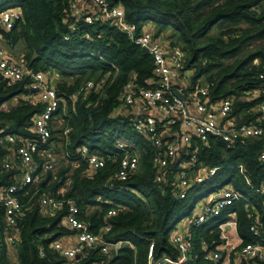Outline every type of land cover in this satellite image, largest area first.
Wrapping results in <instances>:
<instances>
[{
    "label": "trees",
    "instance_id": "obj_1",
    "mask_svg": "<svg viewBox=\"0 0 264 264\" xmlns=\"http://www.w3.org/2000/svg\"><path fill=\"white\" fill-rule=\"evenodd\" d=\"M70 1L0 0V14L10 9L21 12V19L11 30L4 31L0 25L5 46L10 50L20 47L18 55L29 71L54 76L57 94L65 99L54 115L61 116L63 127L54 125L47 143H52L55 154L66 162L57 163L60 166L54 177L49 171L40 185H27L18 193L26 195L20 198L23 205V215L17 220L20 235L13 244L7 241L0 207V264H148L151 243L154 262L163 257L175 262L179 254L170 243V234L183 218L188 196L208 188L205 195L208 197L225 186H232L240 198L215 218L192 227L191 252L183 264H221L222 260L205 261L203 247L214 251L221 245L219 227L230 221L235 222L242 245L258 243L264 248V239L254 238L250 232V227L255 226L264 235V196L256 191L264 181V161L259 159L264 139L251 138L231 145L215 139L205 144L194 142L197 165L222 168L183 200L172 195L171 186L159 188L154 182L150 148L142 155L138 171L126 181L113 177L116 163L110 161L102 170L86 174V164L77 155L82 146L97 155L121 158L112 135L134 134L128 118L115 114L117 98L129 80L139 87H148L153 62L108 24L79 22L77 30L70 32ZM109 1L120 6L125 21L138 32L151 26L154 37L163 34L172 46L178 47L186 68L195 69L196 73L200 69L198 76L213 84L210 89L213 100L234 99L233 114L240 122H253L260 116L257 107L264 102V94L249 101L245 94L264 84V79L259 78L264 75V0ZM101 80V88L89 92L84 100H69V95L82 84ZM26 85L27 79L10 84L0 77V106L9 104L7 110L0 109V191L18 180L16 170L3 167L10 149L5 136L34 140L33 119L43 110L33 98L23 99L29 95ZM64 128L69 130L67 143L62 139ZM74 163L77 167L72 169ZM237 166H242L252 188L238 170L231 168ZM67 181L65 197L75 201L79 218L87 224L88 231L100 235L106 243L124 245L108 255L102 254L98 245L87 250L77 262L68 261L51 247L56 241L73 238L76 232L63 224L65 211L51 213L41 206L39 198L55 194ZM110 209H115V216L106 218ZM105 224L110 225V231L100 233ZM241 259V264H264Z\"/></svg>",
    "mask_w": 264,
    "mask_h": 264
},
{
    "label": "built area",
    "instance_id": "obj_2",
    "mask_svg": "<svg viewBox=\"0 0 264 264\" xmlns=\"http://www.w3.org/2000/svg\"><path fill=\"white\" fill-rule=\"evenodd\" d=\"M69 12L70 32L77 30L79 22L85 25L95 22L108 24L119 30L141 50L145 49L153 62V76L148 82V87H139L129 80L118 95V108L115 114L128 118L129 129L134 134L133 137L123 134L112 135L114 147L121 158L91 153L86 146L77 150V155L86 164L87 175L102 170L110 161L116 163L113 177L126 181L138 171L142 155L150 148L153 154L151 164L155 170L154 182L159 188L171 186L172 195L183 200L195 187L209 181L215 172L222 168L197 165L194 142L205 144L210 139H215L231 145L251 138L264 139V102L257 107L260 116L255 121L240 122L233 114L234 99L226 97L213 100L210 93L213 84L205 82L204 76H198L195 69L186 68L182 51L172 46L163 34L154 37L153 30L146 28L138 32L133 24L125 21L120 6L111 4L109 0H71ZM20 19L19 9L6 10L0 14V25L4 31H9ZM67 39L66 37L65 40ZM21 59L22 57L17 61L12 59L5 50V43L0 34V77L10 84L27 79L26 88L29 95L23 99L33 98L43 106L42 112L33 119L31 131L35 136L34 140L11 134L4 138L10 149L3 167L5 170H16L18 176L16 184L0 191V207L7 228V241L10 244L17 242L20 235L17 220L23 215L21 199L25 197L26 192L22 195L18 193L27 185L34 187L40 185L42 177L57 165L53 145L47 142L51 138L52 127L57 122L54 115L60 104L65 103V99L58 96L53 85L54 76L29 71ZM259 78L263 80L264 75L261 74ZM102 85L103 80L88 81L70 94L69 100L72 102L84 100L89 92L100 89ZM263 94L264 84L247 92L245 98L249 101ZM8 108L9 104L0 106L2 110ZM60 127H63L62 118ZM68 133L69 130L64 128L62 139L65 143L68 142ZM259 159L264 161V150L261 151ZM231 168L238 170L246 185L251 187L242 166ZM66 187L65 184L55 194L39 198L41 206L49 212L65 211L63 224L76 232L72 243L63 244L56 241L51 247L68 261L77 262L85 257L87 250L98 245L102 247L101 253L104 255L124 245L122 242L106 243L100 235L88 231L87 224L79 218L80 212L75 201L65 197L68 190ZM256 191L264 196V181ZM239 198L240 195L232 186H225L218 193H212L204 198L193 219L180 223L170 234V243L179 254L177 260L174 262L163 257L160 261L154 262V244L151 243L147 252L148 264L185 263L191 252L192 227L215 218ZM115 213V209L108 210L106 218L115 216ZM226 226L236 227V224L230 221L219 227L223 242L214 251L203 247L205 261L229 262L232 255H237L239 258L264 262V248L260 244L242 245L230 242L225 234ZM110 229V225L105 224L100 233H107ZM250 232L254 238L264 239V235L262 236L255 226L250 227ZM40 255L43 256L42 251Z\"/></svg>",
    "mask_w": 264,
    "mask_h": 264
},
{
    "label": "rangeland",
    "instance_id": "obj_3",
    "mask_svg": "<svg viewBox=\"0 0 264 264\" xmlns=\"http://www.w3.org/2000/svg\"><path fill=\"white\" fill-rule=\"evenodd\" d=\"M215 32V29L212 31V33H214ZM5 50L7 51V53L10 55V54H13L14 56L12 57V59L14 60V61H17V60H19V52H20V47H16L15 49H13V50H10V49H8L6 46H5ZM55 120L57 121L56 123H55V126L56 127H60L61 126V116H57L56 118H55ZM56 161H57V163H62V165H64V164H66V162H62L63 161V159H61V155H59V154H56ZM59 164L58 165H56V167H54L53 169H52V171L50 172L51 173V175L54 177L56 174H57V171H58V168H59ZM77 167V164L76 163H74V164H72V169H75ZM70 173H71V171H70ZM69 173V174H70ZM66 190L68 189V186H69V181H67L66 183ZM207 191H208V188H202V189H200L199 191H197V192H195V193H191L189 196H188V198H187V200H186V203H185V208H184V210H183V212H182V214H183V218L177 223L178 225H177V227L180 225V223H182V222H186V221H190V220H192L193 219V217H194V215H195V213H196V211H197V209H198V207H199V204H200V202L204 199V198H207V197H205V195H206V193H207ZM203 197V198H202ZM200 198H202V199H200ZM230 242H232V240H229ZM232 243H234V242H232ZM234 244H236V243H234Z\"/></svg>",
    "mask_w": 264,
    "mask_h": 264
},
{
    "label": "crops",
    "instance_id": "obj_4",
    "mask_svg": "<svg viewBox=\"0 0 264 264\" xmlns=\"http://www.w3.org/2000/svg\"><path fill=\"white\" fill-rule=\"evenodd\" d=\"M147 30H153V28L151 26L146 27ZM7 108V105H6ZM225 234L228 236L229 240H232V242L236 243V244H240L242 243L241 239L239 238L237 232H236V227L234 226H226L225 228ZM63 244H69L73 242V238H67V239H63L61 241ZM231 261H226V260H222L221 264H241L242 260L241 258H239L237 255H232L231 256ZM247 260V259H246Z\"/></svg>",
    "mask_w": 264,
    "mask_h": 264
},
{
    "label": "water",
    "instance_id": "obj_5",
    "mask_svg": "<svg viewBox=\"0 0 264 264\" xmlns=\"http://www.w3.org/2000/svg\"><path fill=\"white\" fill-rule=\"evenodd\" d=\"M142 52L146 54V50L145 49H142ZM199 72H200V69H198V75H199Z\"/></svg>",
    "mask_w": 264,
    "mask_h": 264
}]
</instances>
